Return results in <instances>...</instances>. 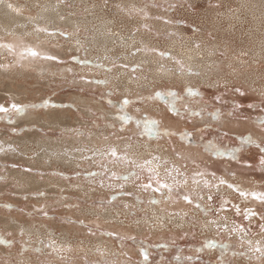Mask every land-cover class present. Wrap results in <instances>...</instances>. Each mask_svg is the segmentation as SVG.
Returning a JSON list of instances; mask_svg holds the SVG:
<instances>
[{
  "label": "rangeland",
  "instance_id": "374dc122",
  "mask_svg": "<svg viewBox=\"0 0 264 264\" xmlns=\"http://www.w3.org/2000/svg\"><path fill=\"white\" fill-rule=\"evenodd\" d=\"M0 4V264H264V0Z\"/></svg>",
  "mask_w": 264,
  "mask_h": 264
},
{
  "label": "bare ground",
  "instance_id": "6f19581e",
  "mask_svg": "<svg viewBox=\"0 0 264 264\" xmlns=\"http://www.w3.org/2000/svg\"><path fill=\"white\" fill-rule=\"evenodd\" d=\"M2 2V1H1ZM16 6H18L17 3H15ZM50 9H45L43 11H41V15L44 17H48V18H52L53 14L49 11ZM23 13L24 12L20 9L15 10L14 8H8V6H6L5 4H0V29L5 28L7 30H11L13 29L14 25H18L20 23H23V26L26 24V21L24 19V17L22 18V16L18 13ZM32 15H29L28 17H31ZM32 18V17H31ZM30 22V21H29ZM35 21H31L30 23H33ZM27 26V25H26ZM4 31V29H3ZM6 31V30H5ZM20 31V29H17L15 32ZM3 33V32H2ZM6 33V32H5ZM98 41V40H97ZM39 118V117H38ZM37 119V118H36ZM39 120V119H38ZM46 120V119H45ZM52 120V119H51ZM50 120V121H51ZM47 121V120H46ZM53 122V121H51ZM55 122H59L61 124V119L56 118ZM50 123V122H49ZM57 123V124H59ZM158 164V163H157ZM162 163H159V165H161ZM25 229V228H24ZM23 230V229H22Z\"/></svg>",
  "mask_w": 264,
  "mask_h": 264
},
{
  "label": "snow or ice",
  "instance_id": "6c2138e0",
  "mask_svg": "<svg viewBox=\"0 0 264 264\" xmlns=\"http://www.w3.org/2000/svg\"><path fill=\"white\" fill-rule=\"evenodd\" d=\"M30 51H31V54H33V55H38V53H36L34 50H30ZM45 58H50V57H45ZM133 71H135V69H133ZM197 175H201V176H202L203 173H198ZM213 175H214V174H213ZM158 182L161 183V186H162L163 188H167L168 191H169V193H171V192L173 191V186H172V185H169V184H167V183H162V182H160V181H158ZM186 182H187V181H185V183H186ZM194 183L199 184L200 181L195 180ZM223 183H226V182L223 180V178H221V179H220V184H223ZM214 187H215L216 189H218V188H219V184L213 185L210 181H207V180H205V181L203 182V188L206 189V190H208V197H207V198H208L209 200H211V199L213 198V197H212L211 189L214 188ZM229 187H232L233 190L238 191V189H235V186H233V185H229ZM157 190H159V189H157ZM239 194L242 195V196H247V195H248V193H246V192H239ZM252 195H253L254 198L264 200V194L252 193ZM182 198H183L186 202H188V203H194V202H195V201L193 200V197H192L190 194H183ZM203 198H204V197H203V195L201 194V195L199 196V199H203ZM221 199L223 200V204L221 205V209H222V210H226V209L224 208V205L228 204L229 201L226 200V199H224L223 197H221ZM197 207H199L198 204H197ZM249 211H250V213H251L252 215H255V214H256V213H255L254 211H252V210H249ZM45 215H47V213H45Z\"/></svg>",
  "mask_w": 264,
  "mask_h": 264
}]
</instances>
